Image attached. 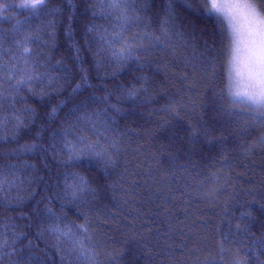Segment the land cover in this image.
Wrapping results in <instances>:
<instances>
[{"label": "trees", "instance_id": "16d2710c", "mask_svg": "<svg viewBox=\"0 0 264 264\" xmlns=\"http://www.w3.org/2000/svg\"><path fill=\"white\" fill-rule=\"evenodd\" d=\"M22 3L0 0V264H264V112L207 0Z\"/></svg>", "mask_w": 264, "mask_h": 264}, {"label": "snow or ice", "instance_id": "6c2138e0", "mask_svg": "<svg viewBox=\"0 0 264 264\" xmlns=\"http://www.w3.org/2000/svg\"><path fill=\"white\" fill-rule=\"evenodd\" d=\"M44 3L45 0H24V3L19 6L36 10ZM112 7L118 8L119 4H113ZM207 11L209 14H218V16L227 19L232 29L233 43L235 44L232 69L235 70L237 76L246 77L248 83L245 94L248 95L249 99L264 101V15L257 12L256 6L250 0H207ZM101 39L103 38L101 37ZM24 52L27 53L28 48L25 47ZM124 52H130V49L122 48L119 53L113 52L112 55L123 58ZM242 52L243 59L241 58ZM99 54L98 52L97 55ZM17 83H27V81L21 80ZM85 85L87 86L86 80ZM79 90L80 85L73 89V91ZM136 95L134 89L128 93L129 98ZM84 139L82 136L81 140ZM88 147L91 149L92 146L88 145ZM95 155L103 157L104 153L96 152ZM48 212L52 216L56 215L51 209H48ZM54 231L60 230L57 228ZM63 234L68 235L67 232Z\"/></svg>", "mask_w": 264, "mask_h": 264}, {"label": "rangeland", "instance_id": "374dc122", "mask_svg": "<svg viewBox=\"0 0 264 264\" xmlns=\"http://www.w3.org/2000/svg\"><path fill=\"white\" fill-rule=\"evenodd\" d=\"M250 2L253 3L252 0H250ZM260 7H261L260 10H258L257 8H256V10L261 15H264V5L261 4ZM215 15L224 22V24L226 25L228 32L230 34V38H231V49H230V57H229V81H230V89H231L232 93H234L238 89L246 88L248 81H247L246 77H244V76H237L235 70L232 69V57H233L234 48H235V44L233 43L234 37H233L232 29L229 26L227 19H225L223 16H218V14H215ZM241 47H243V46H241ZM241 58L243 59V52L241 53ZM234 99L238 100L239 98L234 97ZM262 111L264 112V110H262Z\"/></svg>", "mask_w": 264, "mask_h": 264}, {"label": "clouds", "instance_id": "9594fccd", "mask_svg": "<svg viewBox=\"0 0 264 264\" xmlns=\"http://www.w3.org/2000/svg\"><path fill=\"white\" fill-rule=\"evenodd\" d=\"M245 92H246V88H241V89L236 90L231 95L233 97L239 98L236 101L237 103L247 104L249 106L264 110V101H258L256 99H249L248 95H246ZM236 93H239V95H236Z\"/></svg>", "mask_w": 264, "mask_h": 264}]
</instances>
